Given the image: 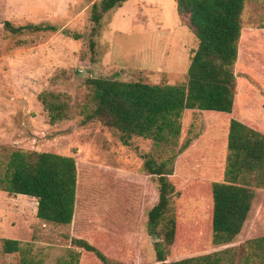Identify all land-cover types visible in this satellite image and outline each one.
<instances>
[{
	"label": "rangeland",
	"instance_id": "obj_1",
	"mask_svg": "<svg viewBox=\"0 0 264 264\" xmlns=\"http://www.w3.org/2000/svg\"><path fill=\"white\" fill-rule=\"evenodd\" d=\"M102 1L0 0V178L16 151L72 157L78 172L75 217L67 227L40 221L35 199L0 191V264H21L25 257L63 264L73 253L84 254L71 245L77 236L100 245L118 264H155L147 226L159 193L145 170L146 156L168 163L176 190L172 215L195 229L189 243L173 247L170 262L215 256L221 264H264V197L247 238L225 245L209 232L202 199L186 194L196 181H226V118L186 112L179 139L168 146L141 138L124 146L98 120L85 123L94 109L88 80L182 85L199 47L176 0H130L105 15L96 31L92 8ZM6 22L58 32L15 36ZM235 74L241 119L264 134V0H245ZM42 94L66 98L68 119L51 125ZM3 240L20 242L23 254H5Z\"/></svg>",
	"mask_w": 264,
	"mask_h": 264
},
{
	"label": "trees",
	"instance_id": "obj_2",
	"mask_svg": "<svg viewBox=\"0 0 264 264\" xmlns=\"http://www.w3.org/2000/svg\"><path fill=\"white\" fill-rule=\"evenodd\" d=\"M128 1L103 0L95 4L91 15L94 29L97 31L105 15L121 9ZM176 1L178 15L188 18L187 26L199 41L186 82L177 86H152L142 82L88 80L94 109L85 123L98 120L117 132L124 146H130L134 138L168 146L179 139L181 119L186 112L200 111L226 118L230 152L226 181H196L186 194L202 199L209 217V232L215 241L231 245L247 238L264 197V134L258 127L243 122L236 101L235 65L245 0ZM4 29L15 36L58 32L50 25L15 27L10 22L4 24ZM39 99L51 125L68 119L66 98L42 94ZM145 170L155 177L159 193L158 204L148 214L147 226L148 235L154 241L155 264H221L215 256L169 261L173 247L189 243L195 229L172 215L176 190L169 180L172 174L168 163H157L153 157L146 156ZM77 177V164L72 157L16 151L0 178V191L37 200L40 221L67 227L75 217ZM71 245L84 254L73 253L63 264H118L88 238L74 237ZM23 251L20 242L3 240L5 254H23ZM21 264L37 263L25 257Z\"/></svg>",
	"mask_w": 264,
	"mask_h": 264
},
{
	"label": "crops",
	"instance_id": "obj_3",
	"mask_svg": "<svg viewBox=\"0 0 264 264\" xmlns=\"http://www.w3.org/2000/svg\"><path fill=\"white\" fill-rule=\"evenodd\" d=\"M37 201V200H36ZM38 204V203H37Z\"/></svg>",
	"mask_w": 264,
	"mask_h": 264
}]
</instances>
